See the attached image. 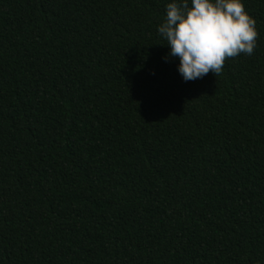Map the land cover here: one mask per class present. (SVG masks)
I'll use <instances>...</instances> for the list:
<instances>
[{"label":"trees","instance_id":"obj_1","mask_svg":"<svg viewBox=\"0 0 264 264\" xmlns=\"http://www.w3.org/2000/svg\"><path fill=\"white\" fill-rule=\"evenodd\" d=\"M169 2L0 0V264H264V0L190 81Z\"/></svg>","mask_w":264,"mask_h":264},{"label":"clouds","instance_id":"obj_2","mask_svg":"<svg viewBox=\"0 0 264 264\" xmlns=\"http://www.w3.org/2000/svg\"><path fill=\"white\" fill-rule=\"evenodd\" d=\"M157 33L184 81L217 76L226 58L252 55L258 36L243 0H170Z\"/></svg>","mask_w":264,"mask_h":264}]
</instances>
